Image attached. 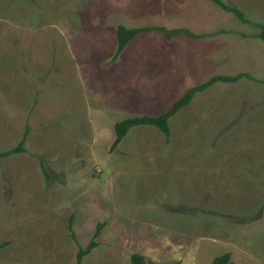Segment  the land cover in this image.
<instances>
[{
    "label": "rangeland",
    "instance_id": "obj_1",
    "mask_svg": "<svg viewBox=\"0 0 264 264\" xmlns=\"http://www.w3.org/2000/svg\"><path fill=\"white\" fill-rule=\"evenodd\" d=\"M223 1L264 23V0ZM249 22L212 0H0V93L20 76L29 121L24 151L0 159V264H77L99 224L82 264H264V41ZM120 25L196 37L146 31L114 60ZM241 73L196 94L169 137L138 126L112 149L118 122Z\"/></svg>",
    "mask_w": 264,
    "mask_h": 264
},
{
    "label": "trees",
    "instance_id": "obj_2",
    "mask_svg": "<svg viewBox=\"0 0 264 264\" xmlns=\"http://www.w3.org/2000/svg\"><path fill=\"white\" fill-rule=\"evenodd\" d=\"M215 2L217 5H219L221 8H224L226 11H232L236 13L242 20L246 21V17L244 14L238 10L235 9L234 7L229 6L226 4L223 0H212ZM257 26L260 28V33L257 37L262 39L264 41V24H257ZM151 30H158L164 34H166L167 39H172L176 36L184 35L186 34L188 37H196L195 34L191 33L188 29H167L164 27H141V28H127L126 26L120 25L117 30V40H118V45H117V51L114 56V60L117 59V57L124 51V49L127 47V45L132 42L136 37L139 36V34L146 32V31H151ZM250 78L252 77L247 74V73H241L236 76H227V75H218L212 77L210 80L204 82L203 84L197 85L191 89L188 90V92L185 94L183 98L178 100L174 106L172 107L171 110L168 112L157 116V117H152V116H139V117H132V118H127L124 119L120 122H118L115 126V134L116 138L115 141L112 145V149H115L121 142L122 140L126 137L128 132L138 126H154L161 130L167 137L170 136L171 134V129L169 125V120L172 116H174L179 110L187 106L188 104L191 103L193 100L194 96L200 92H203L207 90L208 88L214 86L215 84L219 82H224V83H236L240 81L243 78ZM24 140L15 148L14 150H11L9 152L5 153H0V159L2 157L9 156L12 153H20L24 151V146H23ZM42 168L43 171L47 177L48 180H50L52 177L50 173L48 172L46 166L44 163H42ZM73 216L69 220V227L72 230V224H73ZM104 224H99L97 231L91 240L90 244L86 247H80L78 245V253H77V264H82L83 259L85 256L90 254L98 245L99 242L97 241V237L99 235V232L101 231L102 227ZM72 232V231H71ZM71 236L74 240H76V234L73 232L71 233ZM8 243L4 242L0 244V251L3 248H6ZM131 263L132 264H148L146 261V258L144 255L135 253L132 254L131 256ZM212 264H233L231 262V254L226 253L223 254L219 257H216L215 260L213 261Z\"/></svg>",
    "mask_w": 264,
    "mask_h": 264
},
{
    "label": "crops",
    "instance_id": "obj_3",
    "mask_svg": "<svg viewBox=\"0 0 264 264\" xmlns=\"http://www.w3.org/2000/svg\"><path fill=\"white\" fill-rule=\"evenodd\" d=\"M246 18L248 21H250L249 24H252L253 26H255L257 28H259L257 26L258 23L264 24V23L260 22L261 20L255 19L253 21L248 16H246ZM259 33L260 32H257V33L251 34V35H252V37H257L259 35ZM242 35L247 36V37L251 36L250 34H247V33L245 34V32ZM22 60L26 61L24 56H22ZM22 64H26V62H24ZM11 67L14 68L13 66H11ZM23 74H24V76L22 78H24L25 81H28L29 78L27 77V75L25 74L24 71H23ZM17 81L19 84L21 81L20 76H17V80H16L15 76H12L11 79L4 77V80H3L2 87L5 90V92L0 93V105H1V107H0V133H1L0 145L4 144V146H7L8 149L5 151H0V153L9 152V151L17 148V146L25 139V137H24V139L23 140L21 139L22 140L21 141L20 137H19V132L21 129V127H20L21 123H25L24 124L25 128L27 127V125H29L28 116L25 113V112H28V109L24 112L22 110V113H24V115L20 116L21 110L18 109V105L15 104V102L18 101L17 99L19 97V94L21 95L19 88H18V85H16ZM10 88L12 89V92L7 93V90H9ZM23 100H25L27 102L26 106L28 107L30 105L29 101H27L26 99H23ZM14 141H16V143H17L15 146H13L15 144ZM15 154L19 155V153H12L10 155L16 156ZM7 157L8 156H6V159H7Z\"/></svg>",
    "mask_w": 264,
    "mask_h": 264
}]
</instances>
